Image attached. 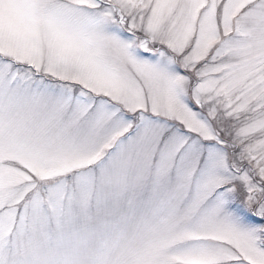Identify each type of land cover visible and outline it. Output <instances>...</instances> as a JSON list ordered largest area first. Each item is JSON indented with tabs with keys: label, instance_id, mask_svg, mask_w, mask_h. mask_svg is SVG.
<instances>
[{
	"label": "snow or ice",
	"instance_id": "1",
	"mask_svg": "<svg viewBox=\"0 0 264 264\" xmlns=\"http://www.w3.org/2000/svg\"><path fill=\"white\" fill-rule=\"evenodd\" d=\"M0 264H264V0H0Z\"/></svg>",
	"mask_w": 264,
	"mask_h": 264
}]
</instances>
